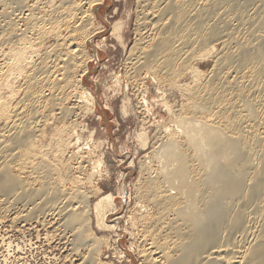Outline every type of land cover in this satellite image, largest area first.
Returning a JSON list of instances; mask_svg holds the SVG:
<instances>
[{
    "label": "bare ground",
    "instance_id": "bare-ground-1",
    "mask_svg": "<svg viewBox=\"0 0 264 264\" xmlns=\"http://www.w3.org/2000/svg\"><path fill=\"white\" fill-rule=\"evenodd\" d=\"M93 2L98 1L91 0L92 15L91 11L82 12L77 2L58 9L60 25L49 33L58 40V46L51 57L45 58L51 62L42 61L41 67L29 69L31 48L21 43L22 49H12L9 63L0 65V123L5 125L0 132V197L8 198L0 200V210L5 211L16 202L17 205L21 201L33 202L27 219L22 218L25 223L49 208L58 215L64 216L66 212L67 224L61 223L77 232V237L73 236L76 243H71L80 247L93 239L88 232L91 218L88 207L77 211L73 205L75 201L90 204V198L87 200L78 191L66 192L62 186L72 173L63 160L64 127H56L48 137L37 120L41 121L51 108L53 111L56 106H63L62 98L67 99L71 93V75L77 64L87 59L85 49L94 38L87 28L95 14ZM140 3L148 13L141 19L140 28H136L143 44L137 42L140 46L131 51L139 54L134 63L137 71L149 70L161 82L176 88H180L184 76L193 79L191 88L185 89L190 99L188 114L177 119L185 142L180 145L171 140L156 152L155 160L162 164L158 171L160 180L169 184V189H163L158 178L148 185L151 192L160 196L151 199L158 215L150 225L152 232L146 230L152 248L142 255L150 264H264V0H141ZM28 9L30 16L27 15L26 22L33 24V8ZM112 28L114 39L122 42L123 23L115 22ZM142 28L147 29L146 34ZM47 33L41 35L47 37ZM8 38L13 39L14 34ZM74 46L81 50H72ZM205 57L216 60L214 73L206 77L194 68ZM15 75L24 77L25 86L21 98L12 102L10 96L17 94L13 86ZM87 94L95 101L93 95ZM66 105L69 106L68 101ZM49 151L53 156L51 164L47 162ZM56 170L60 173L58 181L54 178ZM114 203L112 197L106 196L96 204L100 229L116 230L121 223V216L109 221L107 214L114 211ZM160 232L168 237L162 245L156 238ZM169 236L175 241L169 240ZM96 245L97 242H92L94 248L89 260L84 259L85 264H98ZM79 246L76 250H80ZM211 248L214 251L208 253Z\"/></svg>",
    "mask_w": 264,
    "mask_h": 264
},
{
    "label": "rangeland",
    "instance_id": "rangeland-1",
    "mask_svg": "<svg viewBox=\"0 0 264 264\" xmlns=\"http://www.w3.org/2000/svg\"><path fill=\"white\" fill-rule=\"evenodd\" d=\"M69 1L8 0L7 2L6 0V3L5 0H0V65L9 63L8 60H10L12 49L20 50L26 44L28 47L30 45L29 48H31L29 49V57L32 55V58H29L32 64L30 67L28 66L29 69L41 67L43 65L42 61L43 63L46 62L47 56L53 54V50L58 46V40L49 34L60 25L61 16L58 9L61 6H67L69 3L77 2V4L81 5L82 12H92L91 0ZM97 1L95 2L96 4L93 2L92 6H94L95 14L91 20V25L87 27L91 29L90 31H92L91 33L94 37L88 43L87 49H85L89 58L87 56V59L85 58L87 63L86 60H84L85 64L82 62L81 65H84V67L79 63L77 64L78 67L76 66L77 70L75 69L76 67L74 68V74L72 73L71 75L73 80H71V86H73L69 89L72 95L69 93L70 98L69 96L67 99L62 98L63 106H56L53 111H51V108L48 111L49 113L47 112L46 114L48 117L43 115L40 118L41 121L37 120L38 126L41 127H39L40 129L45 127L44 131L49 134H47L48 137L53 135V132L57 129L56 127H64L62 137L65 142L61 145L64 149L63 160L70 167L72 172L70 175H72L67 176L65 179L66 183L63 182L62 186L65 187V190L67 189L66 192L78 191L80 194L82 193L81 196L85 195L87 200L90 198V204L87 203L89 206L80 201H77V203L75 201L73 208L77 211L86 207L89 208L91 225L88 232L93 234V239L91 243L88 242L86 245H81L82 247L79 245L75 246L76 240L74 237H77V234L75 235L77 232L70 227H64L62 224L68 221L67 213H64L66 220L63 214L59 213L58 215V212L54 213L50 208L48 209L49 212L46 210L47 212L44 214L38 213V215L33 217L32 222L28 220L29 222L25 223L23 219L27 217L28 211L31 212L30 208L34 207V203L21 201L22 203L18 202L17 205L16 202L5 211L0 210V264H85L84 259L86 258L85 261L89 260V254L94 248L92 247V242H97L96 246L98 247L95 256L97 262L95 260V263L150 264L148 261L146 262L142 254L149 253V249L152 248L148 233L152 232L150 225L158 214L155 206L151 205L153 203L151 201L160 195L151 192L148 185L150 181H159L161 177L158 171L162 169V164L158 159L155 160L160 152L159 148L165 143H170L171 140H177L180 145L186 140L182 130L179 131L177 119L188 114L190 99L185 89L191 88L193 79L190 78L191 76H184L180 81V88H176L172 84L161 82L149 70L143 69L145 70L144 72L140 69L138 72V66L136 67L135 64L138 61L137 57L139 54L131 51L133 47L137 48L136 46H140L138 43H141V34L136 35V32L140 28V24L143 23V18L148 13L146 11L147 8L145 10V6L140 3L141 0L140 2L139 0ZM36 2L38 3L36 4ZM26 4H29V6ZM28 8H35V11L31 9V14L35 18L33 24L29 21L26 22L29 20L27 15L30 16ZM91 12L89 15L93 14ZM7 16L8 18H6ZM52 19L56 20L53 21ZM118 21L123 23L124 28L122 42L115 40L112 36V27ZM44 23L47 24L45 25ZM40 26L45 28V31ZM141 30L143 34L147 33V29L142 28ZM41 33H47L45 34L47 37L42 36ZM13 34L14 38L9 39L8 36L10 37ZM5 35L6 39L10 41L3 39ZM37 40H40L41 43ZM9 45H13V47ZM19 45H21L20 48ZM1 50L4 52H1ZM66 50H68L67 47ZM72 50L79 51L81 49H77V46H74ZM132 54H135L133 59L131 57L133 62L130 59ZM202 61L195 63L194 68H197L204 77L214 73L216 60L213 57H205ZM49 62L51 61L48 59L47 63ZM25 71H28V69ZM14 77L13 86L17 93L15 94L16 98L14 95L10 96V94L5 92L6 95L10 96L12 102L17 98H21L22 88L25 86V79H22L24 77H20V75H15ZM88 92L93 95L95 101L90 98V95L87 94ZM66 100L70 107L66 105ZM71 106L76 109H70ZM67 109H70V112ZM48 120L50 121L48 122ZM39 122L41 123L39 124ZM48 126L50 128L52 126L51 130ZM4 128L5 125L0 123V132ZM50 134L52 135L50 136ZM57 139L59 138L57 137ZM48 155L50 159L47 162L51 164L53 156L50 151ZM154 155L155 157H153ZM152 160L155 161L153 162ZM56 171L54 178L55 181H58L57 178H59L60 173L58 170ZM161 182L163 189L167 191L169 184L165 183V185L160 180L159 183ZM106 196L112 197L115 202L114 211H109L110 213L108 212L107 214L110 216L109 221L122 217L121 223L117 225L116 230L111 228L103 230L97 225L98 219L94 208ZM6 198L0 197V200ZM36 203L41 202L38 201ZM76 204L80 206L78 205L77 207ZM45 214L50 217L46 218ZM45 218L46 220H44ZM70 230H73L74 233ZM146 230H148V233ZM146 233L147 235H145ZM163 236L164 234L161 232L160 237L156 233L157 242L159 238V244L161 243V245L165 244V240L168 238L167 235ZM172 237L169 236V240L173 241L174 238ZM72 241L75 243H71ZM99 242L100 244H98ZM78 246L80 250H76ZM211 250L214 251L211 248L208 253Z\"/></svg>",
    "mask_w": 264,
    "mask_h": 264
}]
</instances>
